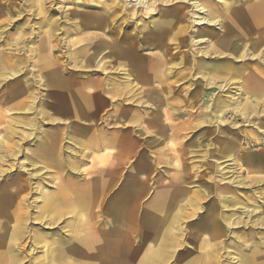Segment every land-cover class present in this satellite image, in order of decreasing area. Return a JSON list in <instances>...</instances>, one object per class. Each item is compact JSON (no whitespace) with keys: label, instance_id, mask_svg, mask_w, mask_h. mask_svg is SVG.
Instances as JSON below:
<instances>
[{"label":"rangeland","instance_id":"1","mask_svg":"<svg viewBox=\"0 0 264 264\" xmlns=\"http://www.w3.org/2000/svg\"><path fill=\"white\" fill-rule=\"evenodd\" d=\"M14 1L0 0V200L11 209L18 207L19 214L17 218L0 216V221L8 228L15 221L24 223L20 264H39L49 244L54 253H64L53 264H86L73 261L72 249L79 239L87 246L79 255L93 252L97 264H136L135 248L142 252L137 264L147 257L148 264H184V258L191 264L203 248L211 247L214 257L209 264H237L249 255L264 258V113L239 114L246 100L258 103L260 109L264 106V84L249 77L254 59L234 56L238 52L254 58L258 50L264 51V8L257 12L260 20L253 27L237 34L234 43L241 51L218 43L232 29L235 13L258 0H201L204 8L195 17L192 0L178 3L185 6L179 13L171 12L172 4L153 13L152 19L165 11L166 24L175 30L174 36L165 39L166 76L150 84L135 78L139 88L133 90L122 79L130 69L126 62L121 67L109 62L105 69L112 79L102 82V65L98 64L112 61L113 55L107 57L98 45L101 37L86 33L93 31L77 33L70 20L63 19L64 11L54 16L68 31V41L80 42L62 46L64 56L56 52L58 61L65 64L60 79L44 82L33 72L37 80H32L29 66L35 65V56L23 52L22 35L32 37V23L39 20L27 11L12 20L17 13ZM137 8L143 17L124 28L120 42L134 39L136 44L153 45L145 35L148 14L141 11L142 6ZM206 8L213 11L218 24L193 21L206 17ZM24 24L27 29L21 32ZM195 32L211 41L192 43L188 37ZM29 40L26 43L32 47ZM217 43L220 53L200 54L205 45L218 47ZM79 46L84 47L81 55L70 54ZM193 50L198 54H192ZM23 54L30 57L26 68ZM88 59L90 66L81 67ZM223 62L232 70L216 71L215 66ZM260 64L255 63L264 71V61ZM205 76L238 81L244 93L237 99L230 97L234 84L230 93L222 92L207 85ZM222 101L231 107L222 110L227 106L220 105ZM235 101L240 104L233 106ZM47 137L56 146L52 156L39 150ZM225 139L232 142L230 149ZM30 172L36 175L31 177ZM67 180L82 187L94 182L91 192L95 196L85 204L54 202L52 196ZM137 185L139 197L128 200L135 203V214L142 220L166 210L170 222L165 226L171 224V248L158 259H150L157 251L152 234L162 223L134 227L132 221L114 222L108 213L114 197L132 193V186ZM12 193L18 199H11ZM42 205L49 210L40 211ZM248 210H253L251 220L256 219V224L246 222L243 211ZM41 215L46 216L44 221L38 220ZM226 217L233 220L232 226L224 224ZM33 232L44 236L38 246L31 240Z\"/></svg>","mask_w":264,"mask_h":264},{"label":"bare ground","instance_id":"2","mask_svg":"<svg viewBox=\"0 0 264 264\" xmlns=\"http://www.w3.org/2000/svg\"><path fill=\"white\" fill-rule=\"evenodd\" d=\"M189 1L191 0H15L13 8L17 10V13H14L15 15H13L11 19L14 20L15 18L20 17L25 11H27L30 12V14H32L33 16H37V19L39 20L32 23V37L27 34L22 35V41L24 42V46L22 48L23 52L29 51L30 53L32 52L35 56V60L33 61L35 65L29 66V69L32 71V80H37V77L43 78L44 82H50L53 80L55 81L56 79H60L62 76L61 68L65 64L58 61L59 56L56 55V52H59L58 54L64 56L65 53L62 51V46L67 45L71 47L80 42L78 41L80 39H77L75 41H68V31L66 30L64 25L60 24V19L54 16L56 13L60 14L61 11H64L65 14L63 15V19H65L66 21L70 20L69 25H71L77 33H82V31H93L86 33L93 34L96 37H101L98 45L107 52V57L109 53L113 55L112 61L104 59L98 64V66L102 65V82L104 83L107 82V80L112 79L110 77V72L105 69V66H107L109 62L117 64L118 67H121L120 64L126 62L128 63L130 69L123 74L124 76L122 77V79L126 80L127 87L133 90L134 88H139L138 83L133 82L135 78L138 82H140L141 80V82L143 83L150 84L156 80H163L166 76V73L163 71L166 50L164 47L165 39L169 35L174 36L175 30L171 29V27L166 24V20L164 19V17L167 18L165 11H163L162 16L158 18L152 19L150 18V16L156 11L162 10L165 6H168L170 4H172L173 6L171 12L179 13L177 10L181 11L185 6L184 4H182V6L178 5V3H188ZM200 1L201 0H192V2H190L192 9L195 10V12L192 13L194 17L198 14V10L204 8V6H201V4L199 3ZM219 1L223 2L224 0ZM23 3H26L28 5V10L24 9ZM66 5H76L78 8L72 9L70 7L69 9ZM139 6H142V9H144L141 11H144L146 12V14H148L147 21L144 23L148 27L149 31H147L145 35H149V39L152 40L153 45H145L143 43L136 44L134 39H131L125 44L123 42H120V37L123 36L122 34L124 28H126V26L128 25L134 24L135 21L138 20V16L142 15V13H138L137 7ZM30 7L32 10L30 9ZM129 7H132V10H130ZM261 8H264V0H258L256 4L254 3L252 5H245L240 10H238L235 13V22H232V29L228 32V34L222 35L221 39L218 42L221 47H230L235 51L237 49H240V47H238V44L236 42L234 43L237 34H245L244 32H247L250 27H253L255 22L260 20L257 12L260 11ZM205 11L206 17H201L199 19L193 18V21L198 22L200 20H204L206 24L212 25H214L216 22L217 24L219 23L218 20L213 19L214 14L212 10L206 8ZM71 17H73V19L75 17L77 18V20L71 21ZM142 17L143 16H141L140 18L142 19ZM145 25L144 27H146ZM27 26V24H24L23 27H21V32L27 29ZM140 26H143V22H141ZM43 28H45V30L42 31L41 35V32L39 31ZM175 28L177 30V27ZM58 29L61 30L60 33L57 32ZM36 37H38V41H35ZM188 38H190L191 42L194 44L201 40H206V42L211 41L209 38L202 39L203 37L200 36L198 32H195L194 35L189 36ZM28 40L32 41V47L28 46L29 44L26 43ZM218 43V47L215 45H212L210 47H208V45H205L203 50L200 51V54L207 55L210 54V51L212 54L220 53L222 49L220 48ZM144 50H149V52H142ZM237 51H241V49ZM83 52L84 47L79 46L74 47L71 50L70 54L72 53V55H81ZM196 53L198 54L197 51H192V54L196 55ZM236 53L238 55L234 54V56L241 58V60L243 61H245L246 59L247 61L250 60V62L256 61L255 63H257L258 65H261V61H264L263 50H258L254 58H246L247 55H245L244 53ZM21 59V62H23L22 66H24L25 62H30V57L28 55L23 54ZM253 59L255 61H252ZM75 60L76 59H74L73 61L75 62ZM89 60L90 59L86 60L81 65V67H89ZM255 63L249 65V77L258 83L264 84V71L259 70V67L255 65ZM117 66H115V68ZM24 67L26 68L27 66ZM215 68L218 72H221L222 70L225 72H229L232 70L229 66H226V62H223V64H221L220 66H215ZM33 72H36L38 76L36 77V75H34L35 73ZM201 77L203 78V76ZM205 77L207 85H210L211 87L216 86L222 92L226 91L230 93V89L232 88L230 87V85L234 84L235 87L233 88L235 89L233 90V92H231L232 94L230 97H234L235 99H237V97H240L244 93L242 89L243 86L241 87V85H236L240 84L238 81H231L228 78L219 80L213 76ZM73 88L78 89V86L73 85ZM254 89L251 91H254ZM158 91H161V89H158ZM18 93H21V91H19ZM219 104H227V106H224L222 110H228V107H231V105H228V101H222L219 102ZM233 104V106H238L240 102L235 101ZM213 105L216 104L214 103ZM258 111L259 114L264 113V106H262L260 109L258 103H252L246 100L242 107V111H240L239 114H249L252 116L258 114ZM227 139H225V147L227 149H230L233 144ZM39 148L40 152L46 153L48 156H52L53 154H55L56 146L53 138H44ZM29 175L32 177L35 176L36 173L30 172ZM93 185L95 186L94 182H92L88 187H82L74 183L73 181L67 180L63 182L57 193L52 196L53 201L58 203L74 200V202H83L82 204H85V201L88 200V197L95 196L94 192H91ZM140 191L141 187H139L138 185L132 186V193L128 191V194L114 197L108 207V213L114 222L125 223L129 221L131 223L132 221L134 227L141 223H144L145 225H151L152 223L155 224L156 222L162 223L163 226L161 227L158 224V229H156L152 234L153 240L156 239L157 251L154 253V257L150 256V259H158L163 255H167L168 250L171 248L170 238L168 239L170 229L169 225L171 224H167V226H165L166 223L170 222L166 216V210L161 216L147 215L143 217L142 220L137 213L135 214L136 205L134 202H130L128 200L130 198H138ZM170 196H172L173 199V195L170 194ZM13 197H16L15 193H12L10 195V198L14 200L15 198ZM0 204V216L17 218L19 214L18 207L11 209L10 206H8L7 201L4 202L2 200H0ZM39 210L42 212H46L49 210V207L42 205L39 207ZM252 213L253 210H248L247 212L243 211V214L247 217L246 222L248 220L256 224V219L251 220ZM45 218L46 216L41 215V218L38 220L44 221ZM174 218L175 216L172 217V221H174ZM223 220L224 224L227 226H232L234 223L233 220H231L229 217H226ZM6 224L7 223L5 221H0V264H20L21 261H23V257L21 259V253L23 252L25 246L22 243L23 231L25 227L24 223L15 221L10 228H8ZM206 226H209V224L206 223ZM30 236L35 246H38L39 242L44 239V236L36 232H33ZM136 237H138V234L136 235ZM110 243L111 241L106 242L105 245L109 246ZM49 245L46 247L44 258L39 262V264H53L57 262V260L62 259V256L64 255L63 251L54 253V249ZM83 245L84 243L80 239L74 245V248L72 249L73 261L84 262L86 264H97V258L93 255V252H91L90 254H85V257H81V255H79L82 251H85L87 249V246ZM141 253L142 252L140 248H135L133 250L132 258L134 263L137 264L140 262ZM226 254L228 257L230 255V252L227 251ZM213 257L214 251L212 250V247L209 249L203 248V250L200 252V255L191 264H209ZM229 258L231 259L232 257L230 256ZM186 260L187 259L184 258V264H188L186 263ZM142 264H148V257L143 259ZM237 264H264V258L257 259L254 255H249L246 259L240 258Z\"/></svg>","mask_w":264,"mask_h":264}]
</instances>
